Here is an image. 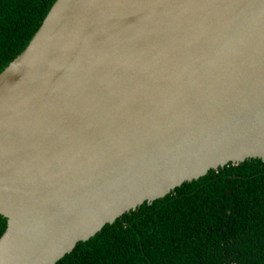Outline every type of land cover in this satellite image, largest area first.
I'll use <instances>...</instances> for the list:
<instances>
[{
  "label": "water",
  "instance_id": "water-1",
  "mask_svg": "<svg viewBox=\"0 0 264 264\" xmlns=\"http://www.w3.org/2000/svg\"><path fill=\"white\" fill-rule=\"evenodd\" d=\"M264 160V0H56L0 72V264Z\"/></svg>",
  "mask_w": 264,
  "mask_h": 264
},
{
  "label": "trees",
  "instance_id": "trees-1",
  "mask_svg": "<svg viewBox=\"0 0 264 264\" xmlns=\"http://www.w3.org/2000/svg\"><path fill=\"white\" fill-rule=\"evenodd\" d=\"M56 0H0V72ZM7 225L0 215V237ZM55 264H264V160L229 163L106 224Z\"/></svg>",
  "mask_w": 264,
  "mask_h": 264
}]
</instances>
